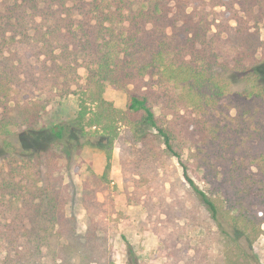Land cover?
I'll return each mask as SVG.
<instances>
[{"label": "trees", "instance_id": "trees-1", "mask_svg": "<svg viewBox=\"0 0 264 264\" xmlns=\"http://www.w3.org/2000/svg\"><path fill=\"white\" fill-rule=\"evenodd\" d=\"M222 5L227 18L215 35L207 0H0V264H112L100 222L81 229L67 214L64 174L85 144L124 139L123 121L130 158L121 161L135 202L151 216L153 197L139 191L159 178L161 220L174 225L179 207L204 231L166 234L167 264H262L252 245L264 234V60L243 61L257 47L251 36L264 23V0ZM241 74L261 88L245 105L230 100ZM109 75L132 85L125 109L104 98ZM65 94L78 99L73 122L39 127L52 97ZM154 105L171 118L161 122ZM187 146L221 203L191 176ZM111 158L108 151L106 169ZM172 159L189 203L166 189L173 182L160 169ZM122 238L126 264H145Z\"/></svg>", "mask_w": 264, "mask_h": 264}, {"label": "rangeland", "instance_id": "rangeland-1", "mask_svg": "<svg viewBox=\"0 0 264 264\" xmlns=\"http://www.w3.org/2000/svg\"><path fill=\"white\" fill-rule=\"evenodd\" d=\"M207 1L210 16L216 18V23L213 24L212 30V33L216 35L220 30L216 24L227 18L226 8L222 5L223 0ZM230 22L234 24L232 20ZM260 25L258 31H254V34L251 36L257 47L250 50V56L244 59L243 62L246 66L264 60V23ZM229 45L226 42L223 52L225 53L226 51L231 56L233 55V51L230 42ZM80 72L84 73L83 70ZM109 76L104 98L112 102L117 108L125 109L132 85L119 81L112 75ZM156 80L157 75L154 78L150 76L148 82L156 84ZM231 88L230 100L237 105L249 104L253 95L261 89L253 82L245 81L242 74L235 80ZM154 108L161 122L165 123L171 118L170 115L166 114L161 105H154ZM78 110L79 106L76 95H55L49 101L47 109L42 113L38 126L44 128L55 122L72 123L77 116ZM236 111L237 109H233L231 114L234 115ZM119 124L124 139H117L112 146L107 147H99L92 145V143L85 144L72 157L71 170L64 174L65 181L69 182L73 194L72 203L66 207L67 214L77 218L78 227L81 229H85L92 219L100 222L101 227H103L109 236L111 244L110 260L112 264H126L127 251L123 236H126L131 242L143 263L167 264L168 259L165 256L166 250L161 241L162 238L166 234H169V232L178 237V231L180 230L190 232V234H198L204 232L203 228L199 226L191 227L189 224H186V219L182 217L183 215H179V207H176V213H173V215H176L174 216L176 220L174 225L168 222L169 225L167 226L165 221L161 220V218H165L166 213L162 211L163 209L160 207L158 201L165 195V189L161 184L162 180L159 178L149 179L139 191L142 194V198L144 196L146 198L153 197L155 203L151 205V208L149 207L151 216H148L147 209L143 204L135 202L133 198V183L128 175H124L121 161L122 154L127 157V160L130 158L127 147L124 145L125 142L130 143V141L128 140L127 132L123 131L126 128L129 130L130 122L123 121V124ZM95 129H90L92 132V142L97 140L96 138L100 134V131L95 133ZM102 142L107 143V139ZM108 151L111 152L112 158L110 168L106 169ZM189 152V146H187L183 153L189 162L191 176L203 190L212 195L218 203H221L219 195L212 192L209 184L203 180L201 168H198L193 163L189 157ZM162 166L160 172H167V178H169L170 182H173L166 184V189L172 188L174 193H178V199L181 201L184 199L189 203L192 196L189 192L190 187L182 176V169L178 161L172 159L167 164L163 163ZM129 210H131V213ZM259 213L264 216L263 209ZM132 240L135 243H132ZM252 249L260 262L264 264V234H261L254 241Z\"/></svg>", "mask_w": 264, "mask_h": 264}, {"label": "crops", "instance_id": "crops-1", "mask_svg": "<svg viewBox=\"0 0 264 264\" xmlns=\"http://www.w3.org/2000/svg\"><path fill=\"white\" fill-rule=\"evenodd\" d=\"M131 207V206H130ZM129 212L131 213V210H129ZM132 243H135V241L134 240H132Z\"/></svg>", "mask_w": 264, "mask_h": 264}]
</instances>
